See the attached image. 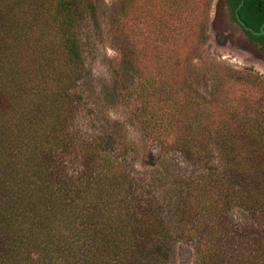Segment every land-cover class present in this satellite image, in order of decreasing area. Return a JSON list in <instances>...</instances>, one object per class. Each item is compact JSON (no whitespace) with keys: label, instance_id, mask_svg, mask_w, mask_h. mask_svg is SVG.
<instances>
[{"label":"trees","instance_id":"trees-1","mask_svg":"<svg viewBox=\"0 0 264 264\" xmlns=\"http://www.w3.org/2000/svg\"><path fill=\"white\" fill-rule=\"evenodd\" d=\"M250 4L256 19L243 18L260 31L264 0ZM93 13L91 0H0V264H168L181 241L195 246L196 264H264V123L206 143L188 118L138 119L164 151L201 167L174 231L128 151L75 124L86 74L79 29ZM214 148L220 168L209 166ZM190 186L214 191L225 212L191 216Z\"/></svg>","mask_w":264,"mask_h":264},{"label":"rangeland","instance_id":"rangeland-1","mask_svg":"<svg viewBox=\"0 0 264 264\" xmlns=\"http://www.w3.org/2000/svg\"><path fill=\"white\" fill-rule=\"evenodd\" d=\"M91 2L94 13L79 29L86 74L78 88L82 102L75 124L97 143L112 137L128 151L136 182L150 186L151 198L176 231L184 186L201 167L177 152L164 151L144 135L138 119L188 118L200 123L198 142L239 136L244 124L264 123V57L227 23L222 0ZM217 148L209 164L214 168L221 166ZM189 193L191 216L225 212L214 191L191 187ZM197 260L195 246L181 241L168 264Z\"/></svg>","mask_w":264,"mask_h":264},{"label":"flooded vegetation","instance_id":"flooded-vegetation-1","mask_svg":"<svg viewBox=\"0 0 264 264\" xmlns=\"http://www.w3.org/2000/svg\"><path fill=\"white\" fill-rule=\"evenodd\" d=\"M237 1L238 0H222V4L227 13V17H226L227 23L243 35V38L245 39V43L249 48L255 47L259 51V53L264 57V42L254 38L249 32H251L255 36H264V35L257 34L256 32L259 31H254L251 27H249L246 24L244 20V18L250 21L256 19L255 7L253 4L244 7L246 0H244L243 5L240 7V5L243 2V0H240L238 5L234 8L233 4H235ZM256 5L260 7L261 3L257 2ZM241 10H243L242 14L240 13ZM221 43L225 44L226 39L222 38Z\"/></svg>","mask_w":264,"mask_h":264},{"label":"water","instance_id":"water-1","mask_svg":"<svg viewBox=\"0 0 264 264\" xmlns=\"http://www.w3.org/2000/svg\"><path fill=\"white\" fill-rule=\"evenodd\" d=\"M243 3H244V0H243L242 4L240 5V7L243 5ZM256 33L257 34H260V35H264V24L262 25L260 31L259 32H256Z\"/></svg>","mask_w":264,"mask_h":264}]
</instances>
